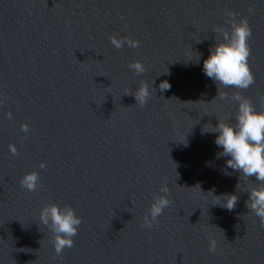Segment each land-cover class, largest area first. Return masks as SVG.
<instances>
[{
  "label": "water",
  "instance_id": "water-1",
  "mask_svg": "<svg viewBox=\"0 0 264 264\" xmlns=\"http://www.w3.org/2000/svg\"><path fill=\"white\" fill-rule=\"evenodd\" d=\"M229 13L252 30L246 90L203 71ZM114 35L140 47L116 49ZM219 91L264 111V0H0V264H264V225L246 207L258 181L226 168L219 133L203 131L235 123L238 104ZM33 171L30 192L20 180ZM223 194L238 196L234 210ZM159 195L169 207L141 227ZM51 203L83 221L59 256L40 223Z\"/></svg>",
  "mask_w": 264,
  "mask_h": 264
},
{
  "label": "clouds",
  "instance_id": "clouds-1",
  "mask_svg": "<svg viewBox=\"0 0 264 264\" xmlns=\"http://www.w3.org/2000/svg\"><path fill=\"white\" fill-rule=\"evenodd\" d=\"M229 16L232 18L231 31L227 28L214 30L220 34L221 39L216 40L217 43L210 50L209 57L203 61V71L208 78L216 82L219 88L223 86L246 90L255 83V76L248 64L251 55L248 40L252 35V30L247 18L236 21L235 13H229ZM110 42L116 49H121L125 45L129 48L140 47V41L127 37L117 38L114 35L110 38ZM128 67L138 76L146 72L145 66L140 61L132 62ZM170 88L171 84L167 80L159 85L162 92ZM125 94L131 95L133 93ZM218 95L221 99H231L238 104L235 123L219 120L214 131L204 129L203 131L219 133L215 143L222 148V152L218 153V156L229 157L226 168L240 172L243 177L255 176L259 186L248 189L250 194L246 201V207L259 217L260 223L264 225V111H258L252 101L242 97L239 92L231 97L220 91ZM134 96L136 102L144 106L150 96L149 86L141 82ZM8 118H12L11 112L8 113ZM29 130L28 124L21 126V131L27 133ZM9 150L13 156L19 155L14 144L9 145ZM46 167L47 163L41 162L40 168ZM39 183V173L35 171L26 173L20 180L21 187L30 192L36 191ZM237 189L239 190V184ZM160 192L170 194L167 182L161 186ZM218 197L224 198L223 203L219 205L229 211L235 209L239 199L236 194H223ZM170 203L171 201L166 195L154 197L141 227L151 229L154 224L159 222L158 218L162 216ZM82 222V217H79L71 206L61 207L56 203H51L41 209L40 223L51 230L53 234L52 243L58 256L63 253L65 248L74 246L73 238L78 235V229ZM216 247V240L210 239L209 251L215 252Z\"/></svg>",
  "mask_w": 264,
  "mask_h": 264
}]
</instances>
